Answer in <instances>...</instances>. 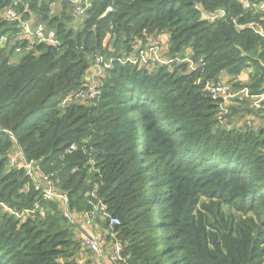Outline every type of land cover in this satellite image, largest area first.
Wrapping results in <instances>:
<instances>
[{
    "label": "trees",
    "instance_id": "16d2710c",
    "mask_svg": "<svg viewBox=\"0 0 264 264\" xmlns=\"http://www.w3.org/2000/svg\"><path fill=\"white\" fill-rule=\"evenodd\" d=\"M74 8L0 0V202L27 214L0 209V264L91 258L86 212L105 257L123 244L110 264H264V104L204 89L264 92V0H90L80 20ZM24 21L59 43L29 48ZM152 40L172 62L141 59ZM100 56L111 66L92 98Z\"/></svg>",
    "mask_w": 264,
    "mask_h": 264
},
{
    "label": "built area",
    "instance_id": "2783aa9c",
    "mask_svg": "<svg viewBox=\"0 0 264 264\" xmlns=\"http://www.w3.org/2000/svg\"><path fill=\"white\" fill-rule=\"evenodd\" d=\"M71 2L74 3L75 8H74V13L76 14V16H83L86 13L87 7L90 4V0H70ZM112 8L109 7L108 10H111ZM225 14V11L220 9L217 11H214L213 13H209V14H204V16H206L208 19L210 20H214L218 17H221ZM6 16L12 18V19H22V15L19 14L17 11H15L13 8L9 7L6 10L5 13ZM22 36L29 41V48H32L33 44L36 43H42V42H47L49 44H58L59 43V39L56 37L55 32L52 30H47L44 25L39 24V25H35L32 24L29 21H24L23 22V30L21 32ZM2 42L0 41V44ZM158 43L156 40H152L151 41V45L149 50H142L141 51V59L144 62H149L150 60L152 62H160V63H170L172 62V60H167L163 55H161L158 51ZM21 48L18 47L17 51L20 52ZM128 60H130L131 62L137 63L138 59L134 58V57H129ZM111 63L109 61H107L106 59H104L103 57H98L94 66V69L91 71L90 76L88 78V82L91 84L90 85V89H89V95L88 97H95L98 93L99 90L96 87V83L99 81L100 79V75L104 72L105 68H110ZM205 91H207L208 93H210L214 99H218V98H222L224 100V102H228L229 99L231 98H235L236 96H238L239 94L242 96L244 95L246 98H250V100H252L253 105L254 106H258L264 104V92L261 94H251L250 91L248 89H242L238 92L233 91L232 87H230L227 84H222V83H207L204 87ZM87 96V95H85ZM71 100V97H67L63 102H62V106H66ZM221 110L223 112L228 111L226 106H223L221 108ZM221 118V116H220ZM15 162H17V157L15 156L14 158H12V160L10 161L11 164H14ZM21 166V165H19ZM24 166L25 168H27L28 173L35 178L36 176V172L32 166V163L24 160ZM40 177L42 178L43 182H44V187H43V191H44V195L47 198H50L51 196H53L55 193L51 187L53 181L52 179H50L48 176L43 175V174H39ZM105 210V207H102ZM0 209H4L6 211H9L11 213L16 214L20 219L25 220L27 217V214H25L24 212H19L18 210L9 207L7 204L0 202ZM30 212V210H28ZM104 214L106 216H109L107 211H103ZM66 216H71L70 212H66L65 213ZM81 220L83 222V224L86 227H93L94 226V219L92 218V215L88 212L83 213ZM112 224H119V218L117 217H112L110 219ZM82 229V228H81ZM84 230V229H82ZM85 231V230H84ZM87 232V231H86ZM86 232H83V238H84V243L87 244V246L91 249L92 251V257L91 260L88 262V264H108V262L111 261H118L120 259H122L121 254H122V250H123V244L120 242H116L113 250L111 252V254L108 257V262L105 259V255L103 254L102 251V245H101V240L100 238H94L91 235H89V233L87 234Z\"/></svg>",
    "mask_w": 264,
    "mask_h": 264
},
{
    "label": "crops",
    "instance_id": "0c3cea01",
    "mask_svg": "<svg viewBox=\"0 0 264 264\" xmlns=\"http://www.w3.org/2000/svg\"><path fill=\"white\" fill-rule=\"evenodd\" d=\"M241 79H246L247 77H243V76H241L240 77ZM236 117H237V115H236ZM234 119H235V117H234ZM86 227V226H85ZM82 229H84V227H82ZM81 229V234L83 233V232H86L87 230H82ZM87 229L89 230V235H91L92 237H94V238H98L99 239V236L102 234V231H101V228H99V227H91V228H89V227H87ZM86 232V233H87ZM87 233V234H88ZM88 254L89 253H85V252H82L81 253V264H84L85 262H88V261H90L91 260V258H89V256H88ZM90 257H91V255H90ZM105 259H106V261L108 260V257H105ZM108 262V261H107ZM108 264H110L109 262H108Z\"/></svg>",
    "mask_w": 264,
    "mask_h": 264
},
{
    "label": "rangeland",
    "instance_id": "374dc122",
    "mask_svg": "<svg viewBox=\"0 0 264 264\" xmlns=\"http://www.w3.org/2000/svg\"><path fill=\"white\" fill-rule=\"evenodd\" d=\"M75 15H76V14H75ZM83 16H84V15H83ZM83 16H79V18H78V19L80 20V18H81V17H83ZM242 76H243V77H246V76H244V75H242Z\"/></svg>",
    "mask_w": 264,
    "mask_h": 264
},
{
    "label": "water",
    "instance_id": "95a60500",
    "mask_svg": "<svg viewBox=\"0 0 264 264\" xmlns=\"http://www.w3.org/2000/svg\"><path fill=\"white\" fill-rule=\"evenodd\" d=\"M109 38V35H108V37H107V39Z\"/></svg>",
    "mask_w": 264,
    "mask_h": 264
}]
</instances>
